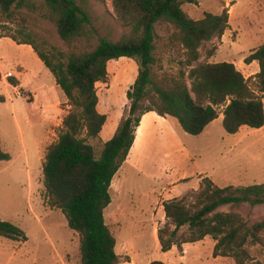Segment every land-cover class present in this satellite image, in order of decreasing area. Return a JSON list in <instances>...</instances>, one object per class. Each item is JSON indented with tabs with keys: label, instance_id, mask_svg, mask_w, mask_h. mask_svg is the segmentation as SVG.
Wrapping results in <instances>:
<instances>
[{
	"label": "rangeland",
	"instance_id": "rangeland-1",
	"mask_svg": "<svg viewBox=\"0 0 264 264\" xmlns=\"http://www.w3.org/2000/svg\"><path fill=\"white\" fill-rule=\"evenodd\" d=\"M182 8L194 19L227 9L228 28L220 38L200 47L198 61L231 62L250 88L256 89L258 63L244 59L264 43V0H197ZM89 16L97 38L111 33L118 39L128 32L116 19L111 0L93 2ZM155 31L162 70L187 72L184 53L169 46L173 28L158 23ZM10 36L28 38L51 60L57 52L86 46L65 44L41 6L35 11L16 9L9 19L0 11V147L9 155L0 161V219L18 226L27 237L25 241L0 237V264H80L79 236L68 227L64 214L47 204L42 172L46 150L58 139L71 105L33 48L29 45L32 53ZM138 68L136 58L111 60L107 78L97 84L98 110L107 116L100 133L102 142L127 115L126 92ZM8 71L14 76L6 79ZM11 78L21 88H15ZM218 111L222 114V107ZM202 178L219 187L264 183V127L242 126L230 134L218 116L201 134L190 135L171 116L145 113L127 159L112 179L111 202L104 210L105 222L116 239L117 264L155 260L165 264H264V245L251 241L244 246L241 263L233 256L214 255L215 241L209 236L161 251L158 231L166 223L163 202L193 201ZM235 211L250 223L264 220V204L244 205ZM261 236L264 240V231Z\"/></svg>",
	"mask_w": 264,
	"mask_h": 264
},
{
	"label": "trees",
	"instance_id": "trees-1",
	"mask_svg": "<svg viewBox=\"0 0 264 264\" xmlns=\"http://www.w3.org/2000/svg\"><path fill=\"white\" fill-rule=\"evenodd\" d=\"M99 1L104 0H0V11L8 19L16 9L35 11L41 6L65 44L86 45L65 54L57 52L51 60L28 38L10 36L17 44L33 48L71 105L62 121L63 130L46 150L42 172L47 204L61 211L68 227L79 236L80 264L119 261L104 210L111 202L112 179L127 159L145 113L171 116L190 135L201 134L219 116V107L227 133L235 134L242 126H264V43L244 59L245 63H258L256 89L250 88L247 78L231 62L198 61L200 47L220 38L228 28L226 8L194 19L182 6L197 0H111L116 19L128 28L113 39L111 33L97 38L90 28V7ZM158 23L173 28L169 46L184 53L187 72L162 70L155 31ZM123 57L137 59L138 73L126 92L127 115L102 142L100 133L107 116L98 110L97 84L107 78L108 63ZM11 80L18 85L17 80ZM8 159L0 147V161ZM201 181L193 201L163 202L166 223L158 231L161 251L209 236L215 241L214 255L233 256L238 261L247 242L264 245V220L250 223L235 211L244 205L264 204V183L219 187L209 178ZM0 237L14 241L27 238L18 226L1 219ZM150 264L165 263L155 260Z\"/></svg>",
	"mask_w": 264,
	"mask_h": 264
},
{
	"label": "crops",
	"instance_id": "crops-1",
	"mask_svg": "<svg viewBox=\"0 0 264 264\" xmlns=\"http://www.w3.org/2000/svg\"><path fill=\"white\" fill-rule=\"evenodd\" d=\"M20 46H23V47H25V48H27L29 51H31L32 52V50L29 48V45H27V44H20ZM33 53V52H32ZM0 71L2 72V70H1V67H0ZM19 80V79H18ZM19 82H20V80H19ZM21 88L20 87V83H19V85H16L15 86V88ZM23 89V88H22ZM24 90V89H23ZM25 91V90H24ZM219 116H221V117H223V114H220ZM211 123H209L208 125H207V127H209V125H210ZM207 127L205 128V129H207ZM264 127V126H263ZM263 127H261V128H259V129H262ZM102 131V130H101ZM205 131V130H204ZM109 139V138H108ZM106 141V140H105Z\"/></svg>",
	"mask_w": 264,
	"mask_h": 264
},
{
	"label": "built area",
	"instance_id": "built-area-1",
	"mask_svg": "<svg viewBox=\"0 0 264 264\" xmlns=\"http://www.w3.org/2000/svg\"><path fill=\"white\" fill-rule=\"evenodd\" d=\"M14 76V73L12 71H8L6 73H4V78H10V77H13Z\"/></svg>",
	"mask_w": 264,
	"mask_h": 264
}]
</instances>
